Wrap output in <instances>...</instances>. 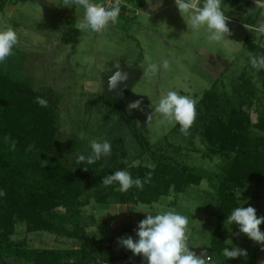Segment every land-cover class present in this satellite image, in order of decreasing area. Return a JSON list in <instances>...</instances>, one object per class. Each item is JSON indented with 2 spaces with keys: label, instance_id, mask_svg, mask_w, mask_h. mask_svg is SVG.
I'll use <instances>...</instances> for the list:
<instances>
[{
  "label": "rangeland",
  "instance_id": "rangeland-1",
  "mask_svg": "<svg viewBox=\"0 0 264 264\" xmlns=\"http://www.w3.org/2000/svg\"><path fill=\"white\" fill-rule=\"evenodd\" d=\"M101 1L109 8L115 4L111 0ZM251 1L261 6L259 19L252 26L242 23L238 11L223 0L222 10L229 17L226 23L230 34H225L220 41L208 39L211 32L206 26L193 30L190 15L182 16L175 0H131L134 10L121 8L118 22H110L101 33L79 31L76 43H64L62 36L70 27H75L77 21L83 20L85 9L81 6H65L64 0H15L0 11V31L11 27L18 36L14 47L20 52L16 53L11 65L17 71L15 74L28 77L35 89L54 90L59 98L58 126L68 141L70 159L77 162L83 150L90 147L92 139L98 142L107 140L111 144L112 138L122 132L126 151L120 158L123 170L128 171L138 165L152 168L159 155H165L181 165L196 167L203 174L199 185H191L179 194L171 191L152 205L133 202L123 205L112 200H108V204H98L91 198L82 209L86 230L94 239L124 248L117 249V253L128 251L118 244V238L131 235L134 241L138 240L135 234L138 224L146 219L147 214L173 210L189 218L186 230L189 251L199 256L208 250L213 258L212 264H258L264 256V252L258 251L261 243L240 233L239 226H232L227 220L222 224L225 245L219 252L210 249L218 222L220 203L217 188L220 180L230 169L240 144L254 145L253 138L257 137V134L256 137L253 135L255 125L260 107L264 106V79H258L259 70L250 64V54H254L243 45L246 34L256 32V25L259 27L264 23V0ZM90 2L95 3L94 0ZM255 34V41L264 47V37L257 32ZM164 59L170 64L167 70L162 67ZM153 63L158 66L155 74L148 69ZM120 67L137 69L141 73L120 83L127 91L122 94L120 89L118 95L116 89L109 88L108 80ZM238 79L255 90L252 97L243 96L245 100L242 103L232 98L233 106L239 105L251 124L248 138L242 142L227 145L224 149L216 143L210 147L208 141L200 136L204 123L199 122L198 125L199 118L188 130L189 134L184 135L176 132L181 127L178 122L154 113V106L169 91L193 98L199 114L202 108L198 105L203 93L216 89L222 96L220 104L230 108L227 96L232 94V85ZM117 96L122 97L126 113L136 119L139 130L149 141L150 150L146 154L137 156L133 137L115 113L113 102ZM136 100H142L140 109L129 110L128 105ZM149 114H153L150 121L147 119ZM222 117L225 119L226 114ZM234 196L236 201L233 200L232 211L236 207L252 206L258 217L264 216V185L254 186L247 181L234 189ZM99 222H107L108 226L100 227ZM260 230L264 233V223ZM229 239L232 246L247 251L246 259H226L223 256V249L231 247ZM10 240L23 241L29 248H69L76 244L65 235L30 230L23 220H15ZM125 254L137 256L133 252ZM138 256L144 259L142 254ZM3 259L11 264H27L11 257Z\"/></svg>",
  "mask_w": 264,
  "mask_h": 264
},
{
  "label": "trees",
  "instance_id": "trees-1",
  "mask_svg": "<svg viewBox=\"0 0 264 264\" xmlns=\"http://www.w3.org/2000/svg\"><path fill=\"white\" fill-rule=\"evenodd\" d=\"M14 1L0 0V11L7 3ZM227 1L238 11L242 23L250 26L256 24L261 6L251 0ZM255 33H247L243 45L254 55L264 54V47L255 41ZM78 35L79 30L70 27L62 40L64 43H76ZM13 52L5 62L0 63V190L6 192L5 196H0V264H11L3 257L15 258L27 264H103L126 257L125 253L112 255L110 245L92 238L86 230L87 222L82 209L90 203V199L94 198L98 204H108V200H112L123 205L130 202L152 205L171 191L179 194L191 185H199L203 179L202 172L196 167L181 165L170 156L159 155L152 168L138 165L128 169L133 179L140 178L142 182L148 172L152 173L151 180L143 183L142 188L133 186L127 192H120L117 190L118 183L104 186V176L124 169L120 158L126 153L123 146L125 135L120 131L121 135L112 138L111 155L101 156L93 164L86 161L77 163L70 159L68 141L58 126V96L49 88L35 89L28 77L15 74L17 71L11 65L20 51L14 47ZM15 62L18 63L17 60ZM257 77L264 79V69L259 70ZM232 86L235 94L232 91L227 96L230 108L220 104L222 96L216 89L204 92L199 100L198 108L202 110L196 118H199L198 125L199 122L204 123L200 136L208 141L210 147L216 143L224 149L227 145L248 138L250 120L239 105L233 106L232 98L242 103L245 100L243 96L252 97L255 90L239 79ZM124 88L121 85L122 94H126ZM36 97L47 100L48 107L39 106L35 102ZM113 106L133 137L137 156L146 154L150 150V143L139 130L136 119L126 113L121 96L114 99ZM259 111L253 134L255 137L257 134L253 138L254 145L240 144L230 169L217 188L220 204L218 222L211 240L212 251L219 252L225 245L222 224L232 211L233 200L236 201L234 189L242 187L247 181L254 186L264 185V106ZM222 114H226L225 119ZM176 132L180 133V130L176 129ZM5 135L17 141L15 151H11L4 142ZM29 145L35 146L32 151H26ZM91 152V147H88L82 153L87 157ZM41 160H48V166L41 167ZM83 168L89 170L84 171ZM15 220H23L30 230L65 235L76 244L69 248L26 247L23 241L10 240ZM99 226L106 227L108 223L99 222ZM208 256H212L211 253ZM141 261L147 263L146 259Z\"/></svg>",
  "mask_w": 264,
  "mask_h": 264
},
{
  "label": "clouds",
  "instance_id": "clouds-1",
  "mask_svg": "<svg viewBox=\"0 0 264 264\" xmlns=\"http://www.w3.org/2000/svg\"><path fill=\"white\" fill-rule=\"evenodd\" d=\"M175 3L182 16L183 14L190 15V23L193 30L206 26L211 32L208 37L210 41H220L224 39L225 34H230V29L226 23L229 17L222 10L223 0H203L202 5L201 0H175ZM64 4L68 7L72 5L81 6L85 9L83 20L77 21L75 24L76 29L81 32L91 30L95 33H101L109 26L110 22L112 24L118 22V16L121 12L120 0H116L115 5L110 8L102 4L92 3L90 0H64ZM255 31L260 35H264V23L255 28ZM17 43V33L11 27L0 31V63L5 62L7 57L14 54L13 48ZM250 64L256 70L264 69V54H250ZM162 67L165 70L169 69L170 64L167 59L163 60ZM148 69L155 74L158 66L153 63L148 66ZM126 79L127 73L116 71L109 78L108 86L110 89H115L118 83H122ZM35 102L41 107H48L47 100L41 97H36ZM196 103L191 97L179 95L176 91H169L159 101L158 105L154 106V113L162 114L169 121L178 122L181 126L180 132L188 135V130L192 127L197 116ZM141 104L142 100H136L130 103L128 108L129 110L140 109ZM153 114L148 115V121L152 119ZM4 142L9 145L11 151H15L16 140L9 135H5ZM34 147V145H29L26 151H32ZM90 147L92 150L91 154L87 157L83 154L79 155L77 163L86 161L88 164H93L101 156L111 155V144L107 140L98 142L94 138L90 141ZM40 163L41 167L45 168L48 166L49 161L41 160ZM83 170L88 171L89 169L83 168ZM151 176L152 173L148 172L142 182L140 178L133 179L131 173L126 170H117L111 175L104 176L102 184L110 186L118 183L119 187L117 190L127 192L133 186L142 188L143 183L151 180ZM5 195L6 192L0 190V196ZM226 220L230 224L238 225L239 232L247 235L251 240L264 244V233L260 230V225L264 223V216L258 217L257 210L254 207H236L226 217ZM188 223V217L173 210L156 215L148 214L146 219H143L138 224V230L136 231L138 240L134 241L132 236H127L126 238H118L117 242L136 255L142 254L146 258L147 264H212V257L208 256L205 251H202L199 256L189 251L186 243L188 239L186 235ZM208 234L210 235V233ZM222 254L226 259L238 257L246 259L248 256L246 250L238 246H232V241L231 247H225ZM261 264H264V261Z\"/></svg>",
  "mask_w": 264,
  "mask_h": 264
},
{
  "label": "built area",
  "instance_id": "built-area-1",
  "mask_svg": "<svg viewBox=\"0 0 264 264\" xmlns=\"http://www.w3.org/2000/svg\"><path fill=\"white\" fill-rule=\"evenodd\" d=\"M111 1L116 3V0H111ZM123 7H129V9H128L129 11H130V9L134 10V7H132L131 0H120V8H123ZM136 10L137 9L135 8V12L137 13ZM259 249L264 250V244H261L259 246ZM103 264H147V263L139 260L136 257H132V256L127 255L126 257H124V258L122 257V258L117 259V260L105 261V262H103Z\"/></svg>",
  "mask_w": 264,
  "mask_h": 264
},
{
  "label": "crops",
  "instance_id": "crops-1",
  "mask_svg": "<svg viewBox=\"0 0 264 264\" xmlns=\"http://www.w3.org/2000/svg\"><path fill=\"white\" fill-rule=\"evenodd\" d=\"M105 1H106V0H105ZM92 2H93V1H92ZM94 2H95V0H94ZM95 3H99V4H102V5H103L104 2L102 3L101 0H98V1H96ZM104 4H105V3H104ZM256 27H258V26L256 25ZM147 215H148V214H147ZM135 234H136V233H135ZM135 234H134V235H135ZM130 236H131V235H130ZM133 240H134V239H133ZM102 242H103V241H102ZM103 244H104V245H107V246L110 245V247H111V251H112V255H117V254L120 255V254H124V253L132 252L131 250H128V251H122V252L117 253V251H119L120 249H124V248H122V247H119V248L117 247V248H116V247H114L113 245H111L109 242H108L107 244L103 242ZM117 249H119V250H117ZM258 251H259V252H264V250H260L259 248H258ZM205 252L208 253L207 255L210 254V252H209L208 250H207V251L205 250ZM135 255H136V254H135ZM137 256H138V255H137ZM137 256H136V258L139 257V256H138V257H137ZM256 257H257V254H256V256L254 255V259H256ZM138 259H140V258H138ZM145 259H146V258H144V259H140V260H145ZM212 260H213V258H212ZM262 261H264V256H262V257L260 258V262H259L258 264H261ZM217 264H218V263H217ZM254 264H257V262H254Z\"/></svg>",
  "mask_w": 264,
  "mask_h": 264
},
{
  "label": "water",
  "instance_id": "water-1",
  "mask_svg": "<svg viewBox=\"0 0 264 264\" xmlns=\"http://www.w3.org/2000/svg\"><path fill=\"white\" fill-rule=\"evenodd\" d=\"M116 71H122V72H125L127 73V79H130V78H133V77H137L140 75V71L137 70V69H133V68H127V67H120L118 70ZM115 71V72H116ZM126 79V80H127ZM125 80V81H126ZM115 89L118 91V95L120 94V89H121V85L120 83H118L115 87Z\"/></svg>",
  "mask_w": 264,
  "mask_h": 264
}]
</instances>
